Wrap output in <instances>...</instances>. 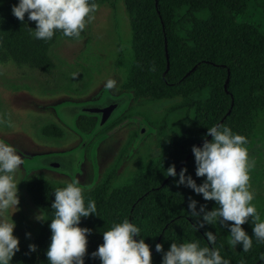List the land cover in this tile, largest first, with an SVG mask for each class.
<instances>
[{"label": "trees", "instance_id": "16d2710c", "mask_svg": "<svg viewBox=\"0 0 264 264\" xmlns=\"http://www.w3.org/2000/svg\"><path fill=\"white\" fill-rule=\"evenodd\" d=\"M107 1L90 0L97 6ZM124 2L132 29V53L121 89L130 93L131 99L124 113L113 124L101 126L96 136L112 135L128 126L130 137L98 183L93 182V167L85 166L88 177L79 186L85 201L94 200L97 206V215L80 221L81 227L91 229L85 264L99 261L91 253L103 243V231L125 218L141 228V235L153 249L152 264H161L162 253L154 250L158 242L165 251L172 242L199 241L202 247H213L204 237L205 231L216 235L214 247L230 264H264V243L257 242L254 236L252 247L243 251L241 245H229L227 226L219 221L199 229L198 220L188 213L189 200H197V210L201 204L211 210L216 207L215 201H205L202 194L178 186L163 173L175 164L177 173L186 168V175L202 183L204 178L195 174L191 149L193 145L201 146L204 139H211L205 133L212 125H225L246 136L248 151L254 139L264 133V28L251 18L255 12L264 15V0ZM34 27L35 22L28 21L27 13L23 22L13 14L7 15L0 20L2 43L8 48L17 45ZM61 34L57 32L48 41L38 40L32 48L33 61L42 68L48 61L51 43ZM124 58L121 51L117 65L123 64ZM165 101L171 104L162 122L155 124L159 135L155 133L154 146L144 156L142 144L135 146L140 130L132 119L141 116L140 108L146 103ZM184 113L186 124L174 128L172 117ZM182 119L184 123L183 115ZM96 126L95 117L81 114L77 119V127L83 133H90ZM46 132L55 134L57 128L47 126ZM92 145L93 142L89 151ZM69 182L52 181L40 171L25 177L24 187L45 220L34 238L36 251L19 249L11 264H48L53 192ZM249 185L254 193L252 204L264 220V191L254 188L251 179ZM242 227L250 236L253 234L251 218Z\"/></svg>", "mask_w": 264, "mask_h": 264}, {"label": "rangeland", "instance_id": "374dc122", "mask_svg": "<svg viewBox=\"0 0 264 264\" xmlns=\"http://www.w3.org/2000/svg\"><path fill=\"white\" fill-rule=\"evenodd\" d=\"M17 3L18 0H0V20L12 15V6ZM92 15L94 18L79 38L62 34L54 38L45 68L33 61L32 48L38 40L31 34L27 32L17 45L9 48L0 37V120H10L12 124L11 127L7 123L0 124V140L11 143L23 160L15 173L20 203L6 214L11 219L14 212V234L19 238V249H29V244H35V235L45 220L44 213L24 187L25 177L40 171L52 181L75 180L83 185L88 177L85 166L91 165L93 182L98 183L130 137L128 126L112 135L96 136L102 127L113 124L124 113L131 99V94L121 89L127 76L128 57L132 53L129 14L124 0H109L97 6ZM251 18L264 28L263 14L255 12ZM121 51L125 58L123 64L117 65ZM108 80L114 81L113 88L106 87ZM109 94L123 98L125 102L112 111L113 115L104 125H99L103 119L97 114L75 112L77 106H93L98 99H107ZM170 104L171 101L146 103L140 108L141 116L132 119L140 130L135 146L142 144L144 156L154 146V135L159 132L155 124L162 122ZM81 114L95 117L96 129L90 133L81 132L77 127ZM182 115L186 118L184 123ZM185 115L173 116L172 126L185 125ZM47 126H54L57 132L47 134ZM63 155L68 159L69 167L52 168L50 162ZM248 155L254 161V167L249 171L251 182L254 188L264 191V133L254 139Z\"/></svg>", "mask_w": 264, "mask_h": 264}, {"label": "clouds", "instance_id": "9594fccd", "mask_svg": "<svg viewBox=\"0 0 264 264\" xmlns=\"http://www.w3.org/2000/svg\"><path fill=\"white\" fill-rule=\"evenodd\" d=\"M97 5L90 0H18L12 6V14L20 21H34V39L48 41L60 32L65 37L79 38L86 25L94 18ZM107 88L114 87V81L106 82ZM11 121L0 120V124ZM201 146L193 145L195 174L203 177L197 183L187 169L181 168L177 173L172 164L165 171L166 177L174 182L202 194L205 201H215L216 207L206 210L201 204L197 210V200L190 199L188 213L198 220V227L213 225L217 221L227 226L230 246L241 245L243 251L252 247V236L259 243H264V220L252 204L254 193L250 191L249 171L254 167L250 160L246 145V136L235 133L225 125L207 127ZM23 160L17 149L0 140V264H11L13 256L19 251L20 241L14 234V220L7 217L10 209L17 208L20 203L18 183L15 173L21 168ZM178 176V179L176 177ZM51 208L53 216L48 225L51 231L50 243L46 257L48 264H85L88 235L91 229L81 227L82 218L97 215L94 200L85 201L83 190L73 180L53 192ZM251 218L252 235L242 227ZM41 219V217H37ZM30 236L31 233H26ZM103 243L91 253L99 258L101 264H152V247L141 235V228L125 218L115 222L102 233ZM204 237L213 247L200 246L199 241L172 242L165 251L162 243H156L154 250L162 253L161 264H230L215 248L216 235L205 231ZM35 244H29L30 252L36 251Z\"/></svg>", "mask_w": 264, "mask_h": 264}, {"label": "water", "instance_id": "95a60500", "mask_svg": "<svg viewBox=\"0 0 264 264\" xmlns=\"http://www.w3.org/2000/svg\"><path fill=\"white\" fill-rule=\"evenodd\" d=\"M120 102L114 101V102H109V101H104L101 100L97 102L93 106H88V107H80L79 109L81 110H88L92 112H102L103 113V123L111 116L112 111H114ZM68 159L66 157H58L55 158L53 161L50 162L52 167L55 168H61V166L64 163H67Z\"/></svg>", "mask_w": 264, "mask_h": 264}, {"label": "flooded vegetation", "instance_id": "af4514ba", "mask_svg": "<svg viewBox=\"0 0 264 264\" xmlns=\"http://www.w3.org/2000/svg\"><path fill=\"white\" fill-rule=\"evenodd\" d=\"M101 100H104V101H109V102H114V101H118V102H120L119 103V105H118V107L117 108H119V107H121V105L125 102V99H123V98H120V97H117V96H113V95H111V94H109L108 95V97H107V99H105V98H101L100 100L98 99V101L97 102H99V101H101ZM96 102V103H97ZM82 107H88V106H86V105H83ZM80 108V106H77L75 109H76V111H78V112H82V111H85V112H90V113H92V114H97V115H99V117L101 118V119H103V113L102 112H92V111H88V110H81V109H79ZM116 108V109H117ZM115 109V110H116ZM75 111V112H76ZM113 115V113L111 114V116ZM110 116V117H111ZM110 117L108 118V119H110ZM107 119V120H108ZM99 123V122H98ZM57 158L58 157H64V155L63 156H56ZM55 157V158H56ZM50 166H51V164H50ZM64 166H68L69 167V165L67 164V163H64L62 166H61V168H55V167H52V168H54L55 170H57V169H63V167ZM94 171V170H93ZM84 172H85V169H84Z\"/></svg>", "mask_w": 264, "mask_h": 264}]
</instances>
